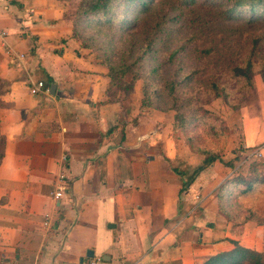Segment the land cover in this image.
I'll return each instance as SVG.
<instances>
[{
	"label": "crops",
	"instance_id": "obj_1",
	"mask_svg": "<svg viewBox=\"0 0 264 264\" xmlns=\"http://www.w3.org/2000/svg\"><path fill=\"white\" fill-rule=\"evenodd\" d=\"M80 1L0 0V264H205L234 243L264 254L259 209L231 206L238 185L221 194L240 156L264 164V85L192 176L206 148L110 88L75 37Z\"/></svg>",
	"mask_w": 264,
	"mask_h": 264
},
{
	"label": "rangeland",
	"instance_id": "obj_2",
	"mask_svg": "<svg viewBox=\"0 0 264 264\" xmlns=\"http://www.w3.org/2000/svg\"><path fill=\"white\" fill-rule=\"evenodd\" d=\"M146 1L151 2L145 12L139 2L129 7L122 0L113 2L108 23L102 15L91 17L78 27L81 46L107 71L106 62L134 64L122 79L126 90L122 86L113 90L127 97L139 92L142 108L159 112L163 122L172 115L173 127L181 121L185 128L192 125L187 131L175 130L177 140L190 137L191 143L201 148L223 151L231 135H236L235 129L230 132L235 118L247 107L261 106L257 89L259 83L264 85L263 16L257 14L252 19L245 10L225 16L224 4L231 0L223 1L222 6L217 4L222 0L184 5L178 0L140 2ZM248 57L254 73L250 82L233 77L231 72L245 66ZM4 90L0 85V93ZM146 92L151 105H143ZM179 114L183 118L177 121ZM236 147L234 155H238V143ZM235 166V174L246 176L249 160L240 156ZM238 194L233 191L229 195L233 196L231 206L264 207V188L254 196Z\"/></svg>",
	"mask_w": 264,
	"mask_h": 264
},
{
	"label": "trees",
	"instance_id": "obj_3",
	"mask_svg": "<svg viewBox=\"0 0 264 264\" xmlns=\"http://www.w3.org/2000/svg\"><path fill=\"white\" fill-rule=\"evenodd\" d=\"M117 0H81L79 8L76 13V19H75V37H79V31L78 27L81 24H86L87 22L91 21V17L102 15L104 17V22L108 23L112 21V16L109 15L108 13L112 9L113 2ZM125 5L128 7L130 6V3H138L139 5L142 6V11L145 12L148 11L150 2H140L141 0H122ZM180 5L184 4H194L196 0H178ZM223 1H218L217 4L219 6L223 5ZM225 9L223 10V14L226 15H231L232 13H241V11L245 10L246 13H249L251 15V18L254 19L255 15L261 14L264 18V0H231V1H226L224 4ZM255 52L251 55H254ZM141 58V57H140ZM142 60V58H141ZM141 62V61H140ZM106 65L109 68L108 71V76L110 78V88L111 89H119L120 86H122V79L124 75L131 70L132 66L134 64H130L127 66L125 63H121L119 65H114L111 64V62H106ZM253 62L251 61V57H248L246 60L245 66L243 67H235L231 70L233 77L235 78H243L245 81H251L253 77ZM262 74L264 75V65L262 66ZM122 88L124 91L126 90V86L123 84ZM213 89L216 90V95H218V89L215 84H213ZM1 94V93H0ZM144 100H143V105H151L149 101V97L147 92L144 93ZM183 114H179L177 116V121L180 120V117ZM179 118V119H178ZM183 116L181 117V119ZM191 123V121H190ZM185 123L181 121L180 124H177L174 126V130H183L187 131L190 129L192 125L188 124V128L184 127ZM187 143L191 145L195 151L201 150L200 146L195 145L192 139L189 137L187 138ZM0 157L2 154V148H3V138L0 135ZM207 150V149H206ZM205 161L203 166L199 167L195 172L193 173L192 176L196 175L199 171L203 170L207 166H209L211 163H213L218 157V153L207 150L205 151ZM191 176V178H192ZM261 182L264 185V164L255 162L251 164V167H249V171L246 176L242 175H237L236 177L232 178L230 181L227 183H224L223 186L221 187V194L227 191L229 188L230 184L232 185H238L240 194L241 195H246V193L251 194L254 190V186ZM189 183V182H188ZM186 182L185 187L188 185ZM264 206V205H263ZM262 207V206H261ZM259 209V207H258ZM250 214L254 215L255 212H250ZM259 216L257 217L259 221L264 225V207L259 209V212H257ZM235 247L233 250L227 253L219 254L217 256H214L210 258L205 264H264V254L257 253L253 250L243 248L239 246L238 244L234 243Z\"/></svg>",
	"mask_w": 264,
	"mask_h": 264
},
{
	"label": "built area",
	"instance_id": "obj_4",
	"mask_svg": "<svg viewBox=\"0 0 264 264\" xmlns=\"http://www.w3.org/2000/svg\"><path fill=\"white\" fill-rule=\"evenodd\" d=\"M43 89H44L43 82H38L37 84L31 86L30 91L32 94H38V93H41L43 91ZM254 155L259 157L260 153L255 152ZM65 189H66L65 177H64L63 173H60V174H58V176L55 179V189L53 192L54 197L56 199L61 198ZM85 264H97V261L91 260Z\"/></svg>",
	"mask_w": 264,
	"mask_h": 264
}]
</instances>
